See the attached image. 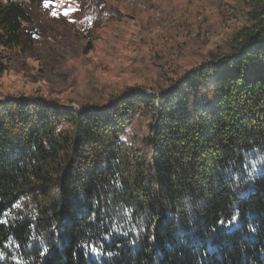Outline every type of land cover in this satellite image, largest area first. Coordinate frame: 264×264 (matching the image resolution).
Masks as SVG:
<instances>
[{
    "label": "trees",
    "instance_id": "trees-1",
    "mask_svg": "<svg viewBox=\"0 0 264 264\" xmlns=\"http://www.w3.org/2000/svg\"><path fill=\"white\" fill-rule=\"evenodd\" d=\"M252 20L156 94L1 102L0 264H264V9ZM30 23L0 0V45Z\"/></svg>",
    "mask_w": 264,
    "mask_h": 264
},
{
    "label": "rangeland",
    "instance_id": "rangeland-1",
    "mask_svg": "<svg viewBox=\"0 0 264 264\" xmlns=\"http://www.w3.org/2000/svg\"><path fill=\"white\" fill-rule=\"evenodd\" d=\"M19 1L28 7L33 38L16 48L0 45V103L37 97L76 109L103 105L130 87L154 94L168 88L229 52L264 9V0ZM149 123L138 115L128 140L140 142Z\"/></svg>",
    "mask_w": 264,
    "mask_h": 264
}]
</instances>
